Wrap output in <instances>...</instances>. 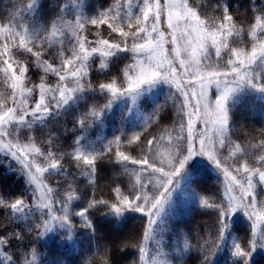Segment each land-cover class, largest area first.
<instances>
[{"label":"snow or ice","instance_id":"snow-or-ice-1","mask_svg":"<svg viewBox=\"0 0 264 264\" xmlns=\"http://www.w3.org/2000/svg\"><path fill=\"white\" fill-rule=\"evenodd\" d=\"M70 4L79 9L73 20L65 18ZM40 7V0L26 5L33 17L28 23L16 15L0 22V152L19 165L17 171L25 178L19 196L0 194V264H38L35 243L59 230L71 240L79 230L73 217L79 218V228L94 235L90 213L101 208L113 217L129 211L143 214V239L131 245L138 250V264H171L159 258L163 253L157 236L166 224V207L196 156L206 157L223 175V198H198L199 207L212 210L211 230L193 237L194 244L185 239L179 251L195 252L199 264H212L232 235V217L242 213L251 221L250 237L241 242L232 235L231 255L233 264H250L253 253L264 248V139L245 135L243 143L233 140L232 113L243 95L264 100V3L252 8L251 23L235 18L228 0H114L90 15L79 0H65L53 4L57 11L48 24L36 18ZM122 54L130 62L114 76L110 66ZM93 71L108 78L93 83ZM161 83L176 89L167 97L183 133L174 142L169 130L145 135L164 107L157 104L139 131H121L99 147L82 144L114 101L130 97L135 104ZM96 97L106 102L97 104ZM80 102H85L84 111L74 117L72 131L79 134L71 151L61 148L55 133L43 139L34 135L38 126L47 128ZM166 138L174 149L167 170L154 159ZM132 145H137L138 157L124 150ZM100 163L119 165L129 174L127 192L117 185L111 188L114 199L97 198ZM51 177L54 184L48 182ZM81 177L90 191L74 210V202L82 200L77 193ZM149 242L156 246L151 257ZM12 248L15 258L6 251ZM97 258L112 264L107 246L102 256L97 249L84 264Z\"/></svg>","mask_w":264,"mask_h":264},{"label":"trees","instance_id":"trees-1","mask_svg":"<svg viewBox=\"0 0 264 264\" xmlns=\"http://www.w3.org/2000/svg\"><path fill=\"white\" fill-rule=\"evenodd\" d=\"M206 1L216 3V0ZM29 2L30 0H0V22L7 23L8 19L13 15H16L17 20L21 22L28 23L31 21L33 19L32 14L26 10V5ZM64 2L65 0H40L41 7L36 13V18L39 21L55 18L57 7H53V4L59 6ZM228 3L235 18L244 19L248 23H251L253 20L252 8L259 7L261 3H264V0H228ZM74 11H77L76 7L70 4L65 18L73 20ZM129 62L130 58L126 57V54H122L121 58L114 65L110 66L111 74L114 76L121 75L123 68ZM98 63L99 61L97 60ZM32 71L35 73L36 70L33 69ZM107 78V76L95 71L92 73L93 83L104 81ZM32 79L35 81L38 77L33 74ZM48 80L49 82H54L55 77L49 76ZM126 98L124 97L114 101L112 107L116 102ZM253 101L254 105H256V101L260 103L261 100L257 99V96L254 95ZM95 102L97 104H104L106 101L103 97H96ZM261 102L264 103V100ZM84 103L80 102L78 106H74L72 113L76 115L78 112H81L82 108H84ZM87 103H92V101H88ZM243 103L244 101L240 99L239 103L233 109L232 122L235 128L243 138H245V135H248L256 139H264V136L260 135V132L264 131V123L254 113H251L249 107H245ZM171 111L172 108L169 106L161 109L159 113L160 125L170 126L173 123L169 118ZM60 118L62 117L57 118L55 121H50L47 128L38 126V130L34 135L38 139H43L49 132L55 133L59 138L61 148L68 151L72 147L73 139L79 133V130L73 132L72 125L66 121L63 123ZM62 119H65V117ZM111 119H113L112 114H109L107 111L97 124L101 126V129L102 127L106 128L109 126ZM189 166L190 169L186 171L184 176H187V179L190 180L189 185L195 192L207 195L211 193L214 186L218 183L224 184L223 175L206 157H194L190 160ZM18 168L19 165L16 162L12 161L3 152H0V194L14 198L25 191V178L17 171ZM114 176L116 177L115 183L113 182ZM48 182L54 184L55 177L49 178ZM96 183L97 198L114 199L115 194L111 191V188L117 185L122 190H126V179L119 165L98 164ZM79 185L80 190L77 192L79 195H84V193L90 191V186H87V181L83 178H81ZM104 212L105 209L101 208L92 210L90 213L96 228L94 235L89 233L87 229L79 228V218L73 217V221L79 230L73 235L71 240L66 239V232L64 230H59L50 233L42 240L36 242L34 246L37 251L38 264H84L85 260L97 252V249H99V254L102 256L105 246L110 249L112 264H133V262H137L138 250L131 247V245L139 244L142 241L147 223L146 217L137 212H125L122 217H113L105 215ZM240 214L251 225V221L248 220L247 216L242 213ZM3 218V211L0 210V219ZM165 219L166 224L157 236V239L161 241V250L172 252L174 248L180 250L185 239L194 244L195 240L193 237L198 234L203 235L206 231L211 230L214 217L212 211L198 208L188 215L180 216L178 219L169 213ZM250 232L251 227L247 231L244 229L238 230V234L245 240L250 237ZM231 236L229 235L228 238L230 239ZM227 242L221 246L220 250L214 256L212 264H233V258H230L231 260L222 259L227 247H229ZM125 245L128 246L125 247ZM30 246H32L31 242ZM155 247L153 244V248ZM6 251H11L15 258V248L6 249ZM179 255H181L180 264H199L195 252L181 254L179 251ZM93 264H101V261L97 258L93 261ZM250 264H264V248H258L253 253Z\"/></svg>","mask_w":264,"mask_h":264},{"label":"rangeland","instance_id":"rangeland-1","mask_svg":"<svg viewBox=\"0 0 264 264\" xmlns=\"http://www.w3.org/2000/svg\"><path fill=\"white\" fill-rule=\"evenodd\" d=\"M79 2L83 4V11L85 12V14L90 15V14H93L98 9H104V8L111 6L114 3V0H108V1L79 0ZM134 10H135V6H134ZM78 11L79 9H77V11H74V17ZM52 19L53 18H50L48 20H41L40 22L44 24H48ZM126 57L129 58V55L126 54ZM0 90H3V88L0 87ZM175 92H176V89L174 86L161 83L155 86L154 88H152L151 91L146 92L142 97H140L136 101L135 104H133L130 97H127L126 99L116 102L115 105L110 110H108V113L112 114V117H113V119L110 120L109 126L106 128L102 127L101 129V126H98L96 122L88 130L86 134V138L85 140L82 141V144L86 148L90 147L92 144H95L96 147H99L101 143L112 139L116 135H119L121 131L129 135L132 134L133 132L139 131L141 127L143 126V124L145 123L146 119L152 115L157 104L164 105V107L169 106L170 108H172L171 115L169 118L171 119V121H173V123L170 126H162L160 125V116H158L156 121L152 123L150 127H148L145 135L151 138L152 136L162 135L164 134L165 130H169L172 132L173 142H174L177 134H181V135L183 134L179 126L175 124L177 117H176V109L173 106V101L167 100V97ZM212 94L215 95V89H213ZM254 95L255 94H246V95H243L240 99L244 101L243 104H245V107H249L250 112L254 113V115L264 123V103L261 102L262 100L257 97V99L261 101L260 103L256 101V105H254V101H253ZM166 100H167V103H165ZM82 111H84V108H82ZM76 115L72 113V108H71L67 113H65L64 116H62V118L65 117V119H62V118L60 119L63 123H65L64 121L69 122L72 125V127H74V123H75L74 117ZM197 127L199 128L200 126L198 125ZM232 138L237 143H243L244 141V138L241 137V135L238 133V130L236 128L232 135ZM143 139L144 138L142 137L141 141H143ZM73 143H74V139H73ZM157 148H158V151L156 153V156L154 157V159L157 162V166L163 163L165 166V170H167V161L170 158V153L174 151V149L171 147V144L167 141V138L165 139V142L158 145ZM71 150H72V147L69 148L68 151H71ZM124 150L131 153V155L133 156H137V157L139 156V149L137 145L129 146L127 149H124ZM151 159L153 158L150 157V161ZM189 164H190V161L187 164L186 171L190 169ZM129 166L134 167L131 165ZM124 176L126 179L125 192H127V182L129 180V174L124 173ZM239 178L240 177H238V179ZM83 179L86 180L85 178ZM189 184H190V180L187 179V176H183V178L180 181L179 186L176 188V190L173 193L170 205L166 207L165 215L168 212V214L170 213L174 215L176 219H178L180 216H185V215L190 214L195 209L202 208L198 206L199 197H212L217 202L223 198V192H224L223 183H218L216 186H214L211 193L207 195H204L200 192H195V190ZM79 190H80V185L78 184L77 192H79ZM235 194L238 195L239 193L237 192ZM80 196L82 197V200L74 202L73 204L74 210H79V208L76 207L77 205L82 206L84 195H80ZM205 210H210V209H205ZM168 214L164 216V220H166L165 218L168 216ZM231 225H232L231 226L232 235L239 237L241 242L245 241V239H243L238 234V230L240 229H244L245 231L250 230V225L246 222V219L243 217V215H241L240 213H237L235 216H233ZM226 241H228L227 244L229 245V247H227L224 255L222 256V259L231 260L230 258H232V255H231L232 236L230 239L228 238ZM148 248H149V257H151L152 255L155 254L156 247L153 248V243L149 242ZM162 253L163 254L159 257L161 260L171 261V264L181 263V255H179L178 248H174L172 252H168L162 249ZM136 260L138 264L139 254L137 255Z\"/></svg>","mask_w":264,"mask_h":264}]
</instances>
